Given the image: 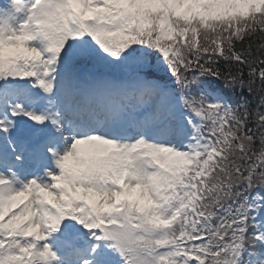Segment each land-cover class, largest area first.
Listing matches in <instances>:
<instances>
[{
	"label": "snow or ice",
	"instance_id": "obj_1",
	"mask_svg": "<svg viewBox=\"0 0 264 264\" xmlns=\"http://www.w3.org/2000/svg\"><path fill=\"white\" fill-rule=\"evenodd\" d=\"M0 264H264V0H5Z\"/></svg>",
	"mask_w": 264,
	"mask_h": 264
},
{
	"label": "trees",
	"instance_id": "obj_2",
	"mask_svg": "<svg viewBox=\"0 0 264 264\" xmlns=\"http://www.w3.org/2000/svg\"><path fill=\"white\" fill-rule=\"evenodd\" d=\"M245 94H246V92H245ZM249 99H252V97H249Z\"/></svg>",
	"mask_w": 264,
	"mask_h": 264
},
{
	"label": "rangeland",
	"instance_id": "obj_3",
	"mask_svg": "<svg viewBox=\"0 0 264 264\" xmlns=\"http://www.w3.org/2000/svg\"><path fill=\"white\" fill-rule=\"evenodd\" d=\"M229 95H231V93H229Z\"/></svg>",
	"mask_w": 264,
	"mask_h": 264
}]
</instances>
